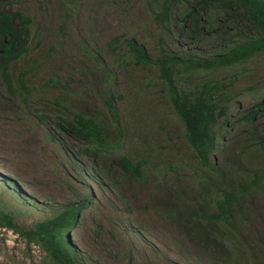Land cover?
I'll list each match as a JSON object with an SVG mask.
<instances>
[{
  "label": "rangeland",
  "instance_id": "374dc122",
  "mask_svg": "<svg viewBox=\"0 0 264 264\" xmlns=\"http://www.w3.org/2000/svg\"><path fill=\"white\" fill-rule=\"evenodd\" d=\"M155 3L0 0L1 10L31 17L36 34L30 57L13 67L27 72L29 108L16 87L6 91L0 81V200L18 229L0 228V264H52L19 231L81 205L67 236L82 264H264V54L202 78L220 83L214 99L225 109L206 169L186 143L156 70L131 66L125 41L135 40L152 59L159 41L168 52L204 58L226 40L239 41L240 31L225 29L189 46L154 23ZM110 97L119 133L105 105ZM55 100L103 121L120 144L113 158L144 160L142 178L105 163L92 169L83 146L53 133ZM255 111L250 124L245 117ZM43 112L51 113L49 124L38 122ZM253 174L261 181L242 200L236 226L245 246L232 261L185 233L186 203L200 204L203 193L213 199L217 187L246 184Z\"/></svg>",
  "mask_w": 264,
  "mask_h": 264
},
{
  "label": "trees",
  "instance_id": "16d2710c",
  "mask_svg": "<svg viewBox=\"0 0 264 264\" xmlns=\"http://www.w3.org/2000/svg\"><path fill=\"white\" fill-rule=\"evenodd\" d=\"M154 5V23L164 31L172 30L178 38L185 39L189 46L199 43L206 36L219 38L218 33L225 29L228 34L240 31L239 41L226 40L214 53L204 58L192 51L178 54L168 52L163 48V42L159 41V54L152 59L135 40L125 41L130 65L137 68L153 67L156 70L167 101L182 124L186 143L199 164L212 169L210 158L215 149L213 127L225 116V109L214 99L215 94L222 93L220 83L206 82L202 78L212 71L234 69L264 54V0H156ZM32 25V18L23 12L0 9V81L6 91L10 92L16 87L28 108L31 89L25 81L27 72L22 70L14 73L13 67L32 54L31 45L36 37ZM49 83L53 85L52 80ZM53 105V123L49 124L51 113L47 112L37 116L38 122L48 123L55 135L83 146L82 153L91 159L92 169H96L97 163H105V169L109 166L125 177L142 178L147 168L144 160L113 158V151L120 144L110 138L108 127L103 121L72 109L62 101L55 100ZM105 105L119 133L111 97L105 100ZM255 114L256 111L248 113L245 120L251 124ZM260 181L259 175L253 174L246 184L236 182L228 188L217 187L213 199L208 193H203L200 204L186 203L181 217L185 233L192 238L198 235L206 247L226 252L229 256L226 258L232 261L233 255L245 246L236 226L242 200L258 188ZM83 207L71 206L59 215L38 221L19 233L29 243L38 245L52 264H82L71 248L67 231L77 222ZM0 228L18 231L13 215L5 210L1 200Z\"/></svg>",
  "mask_w": 264,
  "mask_h": 264
}]
</instances>
